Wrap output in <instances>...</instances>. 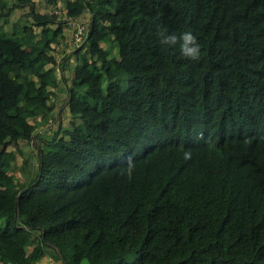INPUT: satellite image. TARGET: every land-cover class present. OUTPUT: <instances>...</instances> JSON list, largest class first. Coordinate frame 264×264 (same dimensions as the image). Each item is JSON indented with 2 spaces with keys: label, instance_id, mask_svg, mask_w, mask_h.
Returning a JSON list of instances; mask_svg holds the SVG:
<instances>
[{
  "label": "trees",
  "instance_id": "obj_1",
  "mask_svg": "<svg viewBox=\"0 0 264 264\" xmlns=\"http://www.w3.org/2000/svg\"><path fill=\"white\" fill-rule=\"evenodd\" d=\"M32 1L0 0V20ZM50 1L90 22L73 128L37 170L27 155L11 163L7 147L54 107L52 51L68 22L35 10L12 32L0 22L2 264H264V0ZM158 26L192 31L200 59L160 45Z\"/></svg>",
  "mask_w": 264,
  "mask_h": 264
},
{
  "label": "rangeland",
  "instance_id": "obj_2",
  "mask_svg": "<svg viewBox=\"0 0 264 264\" xmlns=\"http://www.w3.org/2000/svg\"><path fill=\"white\" fill-rule=\"evenodd\" d=\"M10 5L14 4L16 0H7ZM35 10L38 13H53L57 15L59 20H67L66 11L64 8V3L62 1H50V0H33V2L22 9L15 10L10 15L9 23L4 19H1L0 22L3 24L8 32L13 31V24L17 21L26 22V23H35V19L31 16L32 10ZM72 20L69 22L72 24ZM64 25L65 36L61 38L60 43L54 45L52 54L56 56L57 64L55 65L57 79L60 80V86L58 89L52 88L53 91L51 102L54 104L53 109L49 112L43 111V115L47 118L38 128L36 129V136L29 138L25 136L22 141H19L17 144L12 143L8 150L13 153L15 152L16 159L13 157L11 162H18L23 165V155L28 156L30 159V164L27 165V170H29L31 164L34 165V170H37L40 166V155L39 150L45 148L47 142H50L56 135H64V131L71 130L73 128L72 117L70 116L69 110V97L68 92L69 88L73 85V79L76 76L78 65V57L75 54L82 41L75 42L72 35V26ZM59 25V23H58ZM56 24V26H58ZM36 32L42 30L39 26H34ZM71 42V46H70ZM79 44V45H77ZM79 46V47H78ZM102 46L106 49H110V42H103ZM117 57L120 58L119 49L115 48L111 50L109 58ZM53 65L48 64L46 68H51ZM103 86L106 88L108 81L106 77L102 79ZM39 116L36 118H30L31 123H35V120H40L44 118ZM80 120H78L79 122ZM39 131V132H38ZM38 134V135H37ZM38 136V138H37ZM60 137V136H59ZM22 152V154H21ZM27 170L23 172L21 169H16L10 172L17 176V179L20 181L27 180ZM3 223V221H2ZM31 238H34L39 234V232H29ZM26 249L30 252L33 250V245H27ZM45 259V258H44ZM49 262V261H48ZM0 264H2L0 260Z\"/></svg>",
  "mask_w": 264,
  "mask_h": 264
},
{
  "label": "clouds",
  "instance_id": "obj_3",
  "mask_svg": "<svg viewBox=\"0 0 264 264\" xmlns=\"http://www.w3.org/2000/svg\"><path fill=\"white\" fill-rule=\"evenodd\" d=\"M26 6L27 5H25L24 7H26ZM24 7H21L19 9H22ZM86 10L88 11V9H86ZM49 14H51V13H49ZM86 17H88V15H86ZM71 20L73 21L72 24L69 23ZM66 22H68V24H70L72 26V29L73 30H72V35L71 36L73 37V39H74L75 42L82 41V39H84L82 41V44L80 45V47H81L86 42V39H87V37L89 35V32H90V22L89 21L88 22L80 21V20H77L76 18H71V17L67 18ZM156 36H157V39H158L159 44L162 45V46H165V47H176L177 45H179L180 53L186 59H189L191 61H198L200 59V56H201V45L199 44L196 35L192 31H190V30L189 31H184V32H181L179 35H177L174 32H169L166 27H159L158 26L157 32H156ZM71 45L72 44L70 42V46ZM77 45H79V44H77ZM59 86H60V83H59ZM59 86L58 87L49 86V90L52 89V88L58 89ZM50 91L52 92V95H53V91L52 90H50ZM68 97H69L68 98L69 99V110H71L70 109V100H71L70 93L68 94ZM51 99H52V96H51ZM40 120H35V123H32V124H36L37 121H40ZM78 120H80V119L78 118ZM38 126H40V125H37V128H38ZM35 133H36V131L32 134V136H36ZM25 136H27V135H25ZM31 137H29V138H31ZM37 138H38V136H37ZM22 140H20V141H22ZM8 147H7V150H8ZM45 149L46 148L40 149L39 150V155H40V151L41 150H45ZM13 153L15 155V152L14 151H13ZM15 159H16V155H15ZM184 159L185 160L191 159V152H185L184 153ZM44 258L41 261V263H43V264H57L56 261H61V260H55L50 255L45 256ZM44 260H45L46 263L44 262ZM61 263L63 264L62 261H61Z\"/></svg>",
  "mask_w": 264,
  "mask_h": 264
},
{
  "label": "crops",
  "instance_id": "obj_4",
  "mask_svg": "<svg viewBox=\"0 0 264 264\" xmlns=\"http://www.w3.org/2000/svg\"><path fill=\"white\" fill-rule=\"evenodd\" d=\"M44 262H45V260H44ZM45 263H46V262H45ZM56 263H57V264H62L61 261H56Z\"/></svg>",
  "mask_w": 264,
  "mask_h": 264
}]
</instances>
